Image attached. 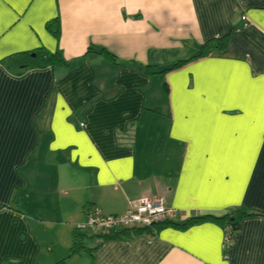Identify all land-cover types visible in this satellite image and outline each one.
Returning <instances> with one entry per match:
<instances>
[{"label":"crops","instance_id":"0c3cea01","mask_svg":"<svg viewBox=\"0 0 264 264\" xmlns=\"http://www.w3.org/2000/svg\"><path fill=\"white\" fill-rule=\"evenodd\" d=\"M41 48L66 63L6 68ZM146 197L178 216L70 254L92 208ZM238 210L264 212V0H0V264H264L263 217L228 250L222 223L182 227Z\"/></svg>","mask_w":264,"mask_h":264},{"label":"trees","instance_id":"16d2710c","mask_svg":"<svg viewBox=\"0 0 264 264\" xmlns=\"http://www.w3.org/2000/svg\"><path fill=\"white\" fill-rule=\"evenodd\" d=\"M47 29L56 38H59L60 33H61L60 19L57 17V18L50 20L47 23ZM229 42H230V35H226L222 38H215V39L208 40L202 45L201 51L198 55L193 56L190 59L181 60L175 63L172 67L166 69L165 72H171L176 69H180L184 67L185 65L189 64L190 62L201 59V58H205L214 52H224L228 48ZM99 52L101 54H104L110 60L115 61V55H113L107 49H101ZM65 63H66L65 59L63 58L62 54L59 53L58 51L55 53H52L46 50L45 48H41L40 50L35 51V52L17 54V55L12 56L6 60L5 66L10 71V73L20 76L32 69H42V68H46L49 66H55V65L65 64ZM236 214H237L236 217H233L230 215H225L222 217H216V216H210V215L194 217V218L189 219L185 224L182 225V227L187 228L189 226H192V225H195L201 222L215 221V222H219L225 225V228L230 226L232 229V233L234 234L235 232L240 230L241 222L244 219L251 218V217H263L264 218V212L262 211L246 212L243 210H238ZM162 225L164 224H160L152 228L134 229V230H128V231H130V233L133 232L135 234H139V233L146 232V231L154 232L155 230H157L158 227ZM128 231H123V232H128ZM121 233L122 232L113 233L111 235H107L103 237L115 238V237H119ZM88 236L90 235L83 234L76 229V236L74 238V244L71 248V253H70L71 255L75 254L78 250H81L84 247L82 239Z\"/></svg>","mask_w":264,"mask_h":264},{"label":"built area","instance_id":"2783aa9c","mask_svg":"<svg viewBox=\"0 0 264 264\" xmlns=\"http://www.w3.org/2000/svg\"><path fill=\"white\" fill-rule=\"evenodd\" d=\"M179 214L174 208L166 205L163 197H146L133 201L125 214L107 215L99 208H92L85 222L76 229L90 236H107L123 231L152 228L171 222ZM225 249L233 245V233L230 226L226 227Z\"/></svg>","mask_w":264,"mask_h":264}]
</instances>
